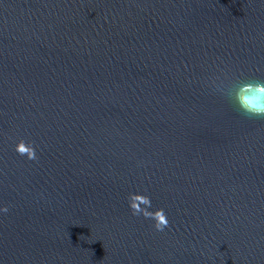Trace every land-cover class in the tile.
<instances>
[{"label":"water","instance_id":"1","mask_svg":"<svg viewBox=\"0 0 264 264\" xmlns=\"http://www.w3.org/2000/svg\"><path fill=\"white\" fill-rule=\"evenodd\" d=\"M0 264H264V0H0Z\"/></svg>","mask_w":264,"mask_h":264},{"label":"clouds","instance_id":"2","mask_svg":"<svg viewBox=\"0 0 264 264\" xmlns=\"http://www.w3.org/2000/svg\"><path fill=\"white\" fill-rule=\"evenodd\" d=\"M5 211H7V209H5ZM158 228H159V226H157ZM160 230H162V229H160Z\"/></svg>","mask_w":264,"mask_h":264}]
</instances>
